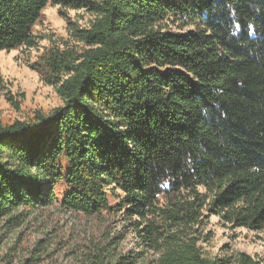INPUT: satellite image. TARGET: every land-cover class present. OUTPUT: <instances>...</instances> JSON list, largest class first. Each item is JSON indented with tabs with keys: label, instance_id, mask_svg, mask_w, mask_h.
Masks as SVG:
<instances>
[{
	"label": "trees",
	"instance_id": "1",
	"mask_svg": "<svg viewBox=\"0 0 264 264\" xmlns=\"http://www.w3.org/2000/svg\"><path fill=\"white\" fill-rule=\"evenodd\" d=\"M48 4L82 49L40 59L59 107L0 126V218L62 183L63 210L120 213L154 264H222L184 233L203 212L264 232V0H0V52L36 46Z\"/></svg>",
	"mask_w": 264,
	"mask_h": 264
},
{
	"label": "rangeland",
	"instance_id": "2",
	"mask_svg": "<svg viewBox=\"0 0 264 264\" xmlns=\"http://www.w3.org/2000/svg\"><path fill=\"white\" fill-rule=\"evenodd\" d=\"M57 6L48 4L32 27L36 46L0 52V126L28 122L37 113L61 105L55 88L39 73L41 57L53 49L79 53L82 45L67 32ZM71 23L84 28L92 18L83 11H68ZM61 163H64L63 161ZM68 187L57 183L49 207H23L0 218V264H154L157 255L133 233L129 221L115 211L83 215L62 209ZM109 203L114 205V199ZM202 223L186 235L199 237L204 256L222 264H237L244 253L264 264V232H249L202 215ZM196 231L195 235L192 234Z\"/></svg>",
	"mask_w": 264,
	"mask_h": 264
}]
</instances>
